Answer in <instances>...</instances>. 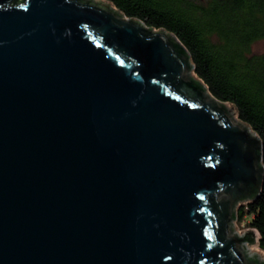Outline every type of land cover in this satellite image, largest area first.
<instances>
[{"label": "water", "instance_id": "obj_1", "mask_svg": "<svg viewBox=\"0 0 264 264\" xmlns=\"http://www.w3.org/2000/svg\"><path fill=\"white\" fill-rule=\"evenodd\" d=\"M261 156L175 35L105 0H0V264H264L235 214Z\"/></svg>", "mask_w": 264, "mask_h": 264}, {"label": "trees", "instance_id": "obj_2", "mask_svg": "<svg viewBox=\"0 0 264 264\" xmlns=\"http://www.w3.org/2000/svg\"><path fill=\"white\" fill-rule=\"evenodd\" d=\"M126 18L175 35L194 76L218 102L232 107L257 136L264 172V0H105ZM237 215L259 233L264 249V179L259 195Z\"/></svg>", "mask_w": 264, "mask_h": 264}, {"label": "rangeland", "instance_id": "obj_3", "mask_svg": "<svg viewBox=\"0 0 264 264\" xmlns=\"http://www.w3.org/2000/svg\"><path fill=\"white\" fill-rule=\"evenodd\" d=\"M15 3H21L20 1H16ZM256 50L258 51H263L264 50V41L260 42L257 46H256ZM191 61V60H190ZM250 199L248 200H245L243 202H238L236 204V208H235V214H236V217H237V227L240 229V230H245L246 228H249L248 225L246 224V222L244 220H242L241 218H239V216L237 215V211H238V206L239 204L241 203H244L246 201H249Z\"/></svg>", "mask_w": 264, "mask_h": 264}]
</instances>
